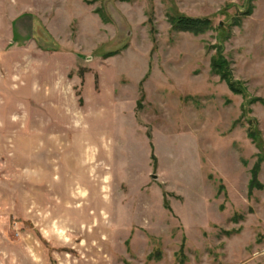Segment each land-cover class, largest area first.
Instances as JSON below:
<instances>
[{"label":"rangeland","instance_id":"1","mask_svg":"<svg viewBox=\"0 0 264 264\" xmlns=\"http://www.w3.org/2000/svg\"><path fill=\"white\" fill-rule=\"evenodd\" d=\"M16 2L0 0V264H264L247 133L264 140V103L243 114L210 67L222 45L264 100V0ZM179 14L212 28L174 31Z\"/></svg>","mask_w":264,"mask_h":264},{"label":"trees","instance_id":"2","mask_svg":"<svg viewBox=\"0 0 264 264\" xmlns=\"http://www.w3.org/2000/svg\"><path fill=\"white\" fill-rule=\"evenodd\" d=\"M255 1V0H251ZM92 4V2H88ZM244 16L252 15V8H249L247 11L242 12ZM106 19V18H104ZM169 23L172 26L174 31L178 32H188L193 35H201L205 32L209 31L212 28V21L209 18H194L185 15H177V16H168ZM106 21V20H105ZM37 24V22L35 21ZM38 26H35L37 30H35L34 36L36 39L43 40L40 35H38ZM222 26V25H221ZM47 43V41H44ZM53 42V41H52ZM51 44V42H48ZM217 50L216 55H214L211 59L210 67L211 71L214 75H217L221 82H224L229 90L234 95H242L245 100L243 103V114L249 113L250 110L248 108L249 105L255 102H263L264 100L261 98H252L241 81H238L234 78L233 69L231 67V62L225 57L224 55V48L222 45H218L215 47ZM118 54V51L110 52L106 55V58L113 57ZM143 99V97H142ZM141 101L138 102V107L141 105ZM249 129H248V137L255 143L259 153L257 154V161L255 162L254 166L252 167L250 174L251 178L248 184V195L252 196L255 191H262L264 189V184L259 179V173L261 170V165L264 162V140L262 138V134L257 128L258 124L255 119L249 120ZM152 160L154 162V168H156V157L152 154ZM224 186L220 187V190H223ZM165 207L169 208L168 204L165 203ZM236 220V219H235Z\"/></svg>","mask_w":264,"mask_h":264},{"label":"crops","instance_id":"3","mask_svg":"<svg viewBox=\"0 0 264 264\" xmlns=\"http://www.w3.org/2000/svg\"><path fill=\"white\" fill-rule=\"evenodd\" d=\"M14 2H15V4L17 3L16 2V0H13ZM14 4V3H13ZM7 10H9V11H13L14 13H17L16 11H17V8H15V10L13 9H7ZM11 16V15H10ZM15 17H16V15H14ZM11 18V17H10ZM18 19H14V22H16ZM14 24L15 23H10V22H7V27L9 28V33H11V39H7L6 41H5V43H6V48H8V47H11L12 45H14L15 43H16V41H15V30H14ZM3 43V41L0 39V45ZM12 48V47H11ZM5 55H6V53H5Z\"/></svg>","mask_w":264,"mask_h":264},{"label":"water","instance_id":"4","mask_svg":"<svg viewBox=\"0 0 264 264\" xmlns=\"http://www.w3.org/2000/svg\"><path fill=\"white\" fill-rule=\"evenodd\" d=\"M154 178L156 179V178H157V176H154Z\"/></svg>","mask_w":264,"mask_h":264}]
</instances>
